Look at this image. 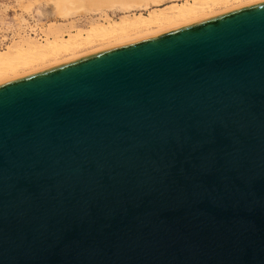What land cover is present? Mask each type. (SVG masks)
Instances as JSON below:
<instances>
[{
  "label": "water",
  "instance_id": "obj_1",
  "mask_svg": "<svg viewBox=\"0 0 264 264\" xmlns=\"http://www.w3.org/2000/svg\"><path fill=\"white\" fill-rule=\"evenodd\" d=\"M0 264H264V3L1 84Z\"/></svg>",
  "mask_w": 264,
  "mask_h": 264
},
{
  "label": "bare ground",
  "instance_id": "obj_2",
  "mask_svg": "<svg viewBox=\"0 0 264 264\" xmlns=\"http://www.w3.org/2000/svg\"><path fill=\"white\" fill-rule=\"evenodd\" d=\"M168 1L172 4L165 8H152L163 7ZM259 3L264 0H52L53 13L61 18L90 13L106 23L96 20L90 30L78 28V33L70 35H63L61 28L52 24L54 36L45 43L30 39L13 43L0 51V85ZM149 9L148 15L132 13ZM109 13L122 16L108 23Z\"/></svg>",
  "mask_w": 264,
  "mask_h": 264
},
{
  "label": "rangeland",
  "instance_id": "obj_3",
  "mask_svg": "<svg viewBox=\"0 0 264 264\" xmlns=\"http://www.w3.org/2000/svg\"><path fill=\"white\" fill-rule=\"evenodd\" d=\"M180 1L183 2L184 0ZM171 2L168 1L162 4L163 7L152 8H165L172 4ZM53 11L52 0H0V41L3 44L0 51L7 49L15 42L28 39L45 43L48 38L54 36L50 31L52 24L61 28L63 35H70L72 32L78 33L79 29L90 30L92 25L98 21L106 23L104 18L98 19V16L90 13H82L73 19L67 20L54 14ZM141 12L148 15L150 9L149 11L132 13L137 15ZM132 13L129 15L133 16ZM109 15L111 20L108 19V23L119 20L122 16L121 13H109Z\"/></svg>",
  "mask_w": 264,
  "mask_h": 264
},
{
  "label": "built area",
  "instance_id": "obj_4",
  "mask_svg": "<svg viewBox=\"0 0 264 264\" xmlns=\"http://www.w3.org/2000/svg\"><path fill=\"white\" fill-rule=\"evenodd\" d=\"M3 44H2V42L0 41V47L2 46Z\"/></svg>",
  "mask_w": 264,
  "mask_h": 264
}]
</instances>
